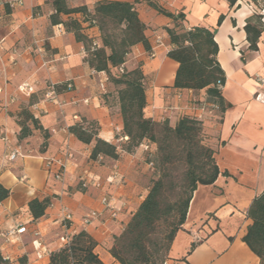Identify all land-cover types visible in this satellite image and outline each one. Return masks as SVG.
<instances>
[{
	"label": "crops",
	"instance_id": "0c3cea01",
	"mask_svg": "<svg viewBox=\"0 0 264 264\" xmlns=\"http://www.w3.org/2000/svg\"><path fill=\"white\" fill-rule=\"evenodd\" d=\"M18 1L22 4L17 5ZM99 1L103 0H66L69 8L85 6L89 11ZM154 1L173 15L182 14L184 28L201 26L214 31L216 60L225 75L221 97L227 106L218 117L204 90L173 88L177 64L167 57L171 46L165 32L172 21L139 0L136 11L155 57L149 59L145 49L136 45L124 68L140 65L146 100L143 116L157 123L167 121L171 127L182 117L200 118L204 142L215 151L220 172L212 185L194 191L166 264H259L241 240L251 223L246 212L264 191V33L257 50L248 51L243 27L253 14L240 0L233 7L226 0ZM53 13L51 0H0V185L9 192L0 202V233L25 228L19 243L6 244L0 236V253L11 264L19 258L27 264H47L49 253L63 246L66 233L59 222L66 212L71 215L68 233L86 232L96 242L101 262L118 264L110 254L113 239L148 192L152 169L146 159L155 147L143 142L132 154L118 149L116 160L98 163L89 159L93 144L83 145L69 133V127L82 119L97 124L101 140L113 145L124 142L118 141L124 137L122 120L106 75L89 67L83 45L72 33L62 25H51ZM220 15L224 19L217 27ZM68 18L82 20L80 14L60 16L63 21ZM81 27L83 34L98 43L96 28H86L84 23ZM158 37L161 45L155 46ZM23 84L31 86L32 93H21L18 88ZM48 86L54 87L53 100L45 99ZM22 110L33 115L42 132L32 130L31 136L19 141ZM44 132L47 143L40 152ZM12 152L17 156L8 161ZM48 159L64 165L62 181L52 178L57 166L47 171ZM112 175L116 177L110 180ZM82 180L85 187L80 186ZM103 196L123 206L116 220L103 211ZM44 198L50 199L51 206L32 223L27 204ZM90 212L101 216L83 227L82 218Z\"/></svg>",
	"mask_w": 264,
	"mask_h": 264
},
{
	"label": "trees",
	"instance_id": "16d2710c",
	"mask_svg": "<svg viewBox=\"0 0 264 264\" xmlns=\"http://www.w3.org/2000/svg\"><path fill=\"white\" fill-rule=\"evenodd\" d=\"M226 1L233 7L238 0ZM138 3L139 0L131 3L103 0L89 11L85 6L69 8L66 0H51L54 13L50 23L62 25L66 32L74 35L76 42L83 45L85 62L95 72L106 75L116 96L124 142L113 145L101 140L98 126L92 121L81 119L68 129L83 145L93 144L89 159L98 163H103L104 159L116 160L118 149L132 154L143 142L155 147L146 159L152 169L148 192L123 231L114 237L110 254L118 264H166L171 244L185 222L194 191L198 186L212 185L220 172L215 151L204 142L200 119L182 117L171 127L167 121L157 123L143 116L146 100L140 65L132 70L124 68L132 47L141 45L147 53L150 51L144 35L146 27L136 11ZM144 3L172 21L165 32L171 46L167 57L177 64L173 88L193 92L204 90L212 103L211 110L220 117L227 107L221 97L225 75L216 60L218 47L214 31L201 26L184 28L182 14L173 15L154 0H144ZM73 14H80L81 22L72 18L60 19L61 15ZM223 19L222 15L218 17L217 27ZM252 20L253 16L243 27L248 51L257 50L262 32ZM81 23L87 24L86 28L98 30V43L83 34ZM93 42L95 47L91 50ZM120 67L122 73H119ZM18 121L19 141L31 136L32 130L42 132L28 110L20 112ZM28 125H32V129ZM46 143L44 132L40 152L45 150ZM8 195L9 192L0 185V202ZM50 206L48 198L31 200L27 204L31 222L41 219ZM246 215L251 223L241 241L258 258L259 264H264V191L252 200ZM95 247L96 242L86 232H78L71 236L68 244L49 253L47 264H103ZM0 264L11 262L0 253ZM16 264L27 263L25 258H19Z\"/></svg>",
	"mask_w": 264,
	"mask_h": 264
},
{
	"label": "built area",
	"instance_id": "2783aa9c",
	"mask_svg": "<svg viewBox=\"0 0 264 264\" xmlns=\"http://www.w3.org/2000/svg\"><path fill=\"white\" fill-rule=\"evenodd\" d=\"M43 1H47V0H43ZM16 4L21 5L22 2L18 1V2H16ZM12 5L13 4H9V6H12ZM160 45H161V38L158 37L155 40V46H160ZM94 47H95V42L92 43L91 50H93ZM1 51L2 50L0 49V63L2 61ZM147 57L149 59H152L155 57V52H154L153 48H150V51L147 53ZM122 72H123V68L120 67L119 73H122ZM66 89L70 90L71 86L67 85ZM18 90L21 93L27 94V95L32 93V87L29 86L28 84H23V85L19 86ZM54 96H55L54 87L48 86L47 93L45 94V99L53 100ZM198 119H200V118H198ZM124 140H125V137L118 138V141H124ZM16 156H17V152H12L7 157V160L13 161L16 158ZM67 157L70 158L71 155L67 153ZM100 159L101 158L98 157V160H100ZM45 166H46L47 171H49L52 166H57L58 170L55 173H53L52 178L57 182L62 181L64 165L60 161L54 160V159H48V160H46ZM115 177H116L115 175H112L110 177V180L115 179ZM92 185L96 188H99V186H100L97 183H93ZM80 186L81 187L86 186L85 180H82ZM101 205L103 206V211L107 214V217L110 220H116L117 216L120 214L122 207H123L122 205L117 206L115 199L112 198L111 196H103L101 199ZM100 216H101V213H99V212H90V213L86 214L82 218V226L85 227V226L90 225L93 221L99 219ZM59 223H60L61 228L66 233L65 236L62 237L61 241L63 242V245L68 244L71 236L74 234V233H70V234L68 233L69 225L71 223V215L66 213V212H63V216H62ZM23 233H25V228L15 227V228H12V229H9L5 232L0 233V236L3 239L4 243H6V244H8V243H19L20 242L19 237ZM4 259L7 260L6 258H4Z\"/></svg>",
	"mask_w": 264,
	"mask_h": 264
},
{
	"label": "rangeland",
	"instance_id": "374dc122",
	"mask_svg": "<svg viewBox=\"0 0 264 264\" xmlns=\"http://www.w3.org/2000/svg\"><path fill=\"white\" fill-rule=\"evenodd\" d=\"M240 1L247 3L253 14L252 23H256L257 25H259L262 31L261 34H263L264 33V0H240Z\"/></svg>",
	"mask_w": 264,
	"mask_h": 264
}]
</instances>
